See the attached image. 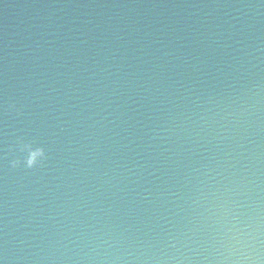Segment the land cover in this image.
Here are the masks:
<instances>
[{"label":"water","instance_id":"95a60500","mask_svg":"<svg viewBox=\"0 0 264 264\" xmlns=\"http://www.w3.org/2000/svg\"><path fill=\"white\" fill-rule=\"evenodd\" d=\"M259 5L0 0V264L264 260Z\"/></svg>","mask_w":264,"mask_h":264},{"label":"clouds","instance_id":"9594fccd","mask_svg":"<svg viewBox=\"0 0 264 264\" xmlns=\"http://www.w3.org/2000/svg\"><path fill=\"white\" fill-rule=\"evenodd\" d=\"M259 7H264V0H260ZM17 163L18 161H13L14 166ZM34 163V158L30 157L28 160L29 166ZM230 241L239 246V249L242 250L244 259L248 260L250 264H264V260H262L261 256L262 246L256 234L251 232H238L230 238Z\"/></svg>","mask_w":264,"mask_h":264}]
</instances>
